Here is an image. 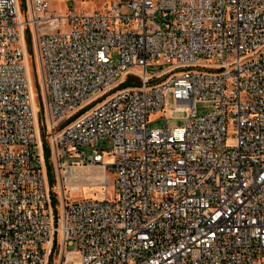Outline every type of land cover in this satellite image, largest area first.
I'll return each mask as SVG.
<instances>
[{"label":"built area","instance_id":"2783aa9c","mask_svg":"<svg viewBox=\"0 0 264 264\" xmlns=\"http://www.w3.org/2000/svg\"><path fill=\"white\" fill-rule=\"evenodd\" d=\"M63 1L0 0V264L69 246L78 264H264V0ZM167 92L186 123L151 128ZM89 165L111 182L67 200V169Z\"/></svg>","mask_w":264,"mask_h":264},{"label":"rangeland","instance_id":"374dc122","mask_svg":"<svg viewBox=\"0 0 264 264\" xmlns=\"http://www.w3.org/2000/svg\"><path fill=\"white\" fill-rule=\"evenodd\" d=\"M52 2L55 3V7L53 8L54 10L58 9L57 11L61 14H64L67 12L69 3L65 2L63 0H51ZM110 2V0H76L73 3V10L74 11H92L96 8H101L105 3ZM156 18L158 21H162L161 14L157 13ZM64 24L61 25H53L49 29L47 25V30H53L55 28H62ZM45 28V27H43ZM46 30V29H43ZM31 50L29 52H26V60H27V66L29 67V81H30V86H31V92L32 96L34 98V103L37 106L38 105V91H37V86L35 83V78L33 75V70L31 66ZM35 58V54H34ZM110 59L112 62L117 61L118 57L116 54V50L111 49L110 50ZM166 66L163 65L162 68H165ZM139 80L136 79L135 77H129L127 81L123 83V86H130V85H136L139 84ZM212 109V104L211 103H197L196 104V112L198 114H206ZM37 110V107H36ZM83 111H80L73 115L69 121L74 120L78 114L82 113ZM160 116V118H158ZM186 116H187V109L183 107L177 106L175 100L171 97L170 92H167L165 95V101H164V109L160 113H155L152 114L150 117V120L152 121L149 124V127L151 128H160L162 127L165 123L170 127H182L186 123ZM95 147L98 148L99 152L103 156V162L104 163H109L110 157H109V152L111 151V143L109 140H106L104 142H96ZM91 147H84L83 150L88 153L90 151ZM80 156L78 155H65L60 158L61 163L65 164H73V163H79L80 162ZM75 173L72 175H67L65 173V176L67 178V185H76L79 187L78 190L76 191H70L67 189L68 186H65L63 188V193L66 197L67 200H79L83 198H98L101 197L103 194V188H101L99 185H96L101 179L99 175L100 173H105L106 178L111 182V177L112 175L108 173L107 171L103 170V168L95 166V165H89L85 167L81 166H75ZM101 171V172H100ZM91 175L93 178H97L98 180L96 181L95 179L92 180ZM62 177H59L58 175L54 178H52L53 184L57 187V182L60 183L62 180ZM49 184H50V177H49ZM113 191L110 188L109 189V196H112ZM71 251V253L68 254L65 264H78V255L74 251L76 249L75 246L68 247Z\"/></svg>","mask_w":264,"mask_h":264},{"label":"bare ground","instance_id":"6f19581e","mask_svg":"<svg viewBox=\"0 0 264 264\" xmlns=\"http://www.w3.org/2000/svg\"><path fill=\"white\" fill-rule=\"evenodd\" d=\"M31 95H32V92H31ZM32 105H33V108L36 109L37 106H36L35 103H34V98H33V96H32ZM75 168H76L75 166H72V167L68 168V169H67V172H66L67 175H72V174H74V173H75ZM100 172H101V171H100ZM99 177H100V178H103V179H105V180L107 179L105 173H103V172L100 173Z\"/></svg>","mask_w":264,"mask_h":264},{"label":"crops","instance_id":"0c3cea01","mask_svg":"<svg viewBox=\"0 0 264 264\" xmlns=\"http://www.w3.org/2000/svg\"><path fill=\"white\" fill-rule=\"evenodd\" d=\"M49 2H50V9H51V11L56 14L58 12L57 11L58 9H56V10L53 9L56 6L55 3L52 2L51 0H49Z\"/></svg>","mask_w":264,"mask_h":264},{"label":"trees","instance_id":"16d2710c","mask_svg":"<svg viewBox=\"0 0 264 264\" xmlns=\"http://www.w3.org/2000/svg\"><path fill=\"white\" fill-rule=\"evenodd\" d=\"M45 156H46V159L49 157V152L47 151V147H46V150H45ZM51 175V173H50Z\"/></svg>","mask_w":264,"mask_h":264}]
</instances>
